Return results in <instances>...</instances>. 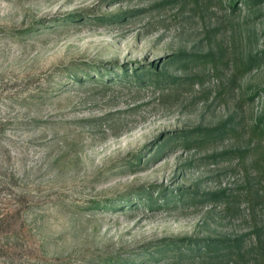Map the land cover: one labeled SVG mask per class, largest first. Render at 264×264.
Returning <instances> with one entry per match:
<instances>
[{"label": "rangeland", "instance_id": "rangeland-1", "mask_svg": "<svg viewBox=\"0 0 264 264\" xmlns=\"http://www.w3.org/2000/svg\"><path fill=\"white\" fill-rule=\"evenodd\" d=\"M0 171V264H264V0H0Z\"/></svg>", "mask_w": 264, "mask_h": 264}, {"label": "trees", "instance_id": "trees-1", "mask_svg": "<svg viewBox=\"0 0 264 264\" xmlns=\"http://www.w3.org/2000/svg\"><path fill=\"white\" fill-rule=\"evenodd\" d=\"M139 74L137 75L135 72L133 74H135L136 79H140V78H144V77H148L149 79L154 78V80L157 81V83L163 81V77L161 75V73H155L152 72L151 70H144V71H140L138 72ZM164 76V75H163ZM138 160V158H137ZM0 175H2L3 179L0 178V190L1 189H8L11 186V181L10 179H8L7 174L5 172L0 171ZM93 205L91 207H97L98 205L96 204V202H92ZM7 214H4L3 212H0V222H3L6 218ZM257 245H261V243L257 242ZM242 245L240 243L239 239H235V240H224L222 241L220 244H214V245H205L204 251L205 253L209 254V256H215L219 261V256L221 255V253H224V258H227L228 262L229 261H233V259L238 258V259H243L244 257V252L241 250ZM256 250H260V249H254L251 248L249 250V253L251 255L250 260H253L254 262L259 261L260 257L263 255L264 257V252L262 254V251L260 253V251H258V253L256 252ZM255 251L256 254H253L252 252ZM193 252V251H192ZM254 255V256H253ZM261 255V256H260Z\"/></svg>", "mask_w": 264, "mask_h": 264}]
</instances>
